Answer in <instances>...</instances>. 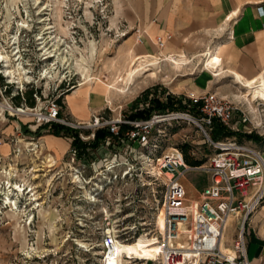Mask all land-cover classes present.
<instances>
[{
  "label": "rangeland",
  "instance_id": "obj_1",
  "mask_svg": "<svg viewBox=\"0 0 264 264\" xmlns=\"http://www.w3.org/2000/svg\"><path fill=\"white\" fill-rule=\"evenodd\" d=\"M132 1L0 0V53L8 55L12 69L22 68L18 81L5 74L4 62H0V146L9 148L0 153V264H106L107 258L117 264L116 250L122 246L129 249L121 253V264H143L147 258L135 255L134 248L154 243L151 230L160 212L163 178L154 176L155 157L183 148L191 157L205 161L214 152L200 128L184 118L159 123L148 148L133 143V151L126 153L115 137L110 138L113 146L101 145L86 160L72 164H67V154L57 161L42 150L39 136L48 133V127L39 135L34 132L45 124L44 113L60 99L63 108L58 117L70 120L64 96L77 88L99 87L105 94L101 109L85 122L90 125L96 120L128 119L134 109L148 107L150 99L165 102L168 96L175 108L167 113L198 114L188 98L194 93L188 88L197 67L187 60L188 64L177 68L168 58L179 57L159 54L157 46L153 54L157 68L147 66L148 71L124 82L134 57L139 56L147 26L132 14ZM51 52L54 57L45 59ZM105 86L115 89L106 93ZM30 90L33 107L11 99L25 98ZM62 126L77 131L87 143L97 130ZM226 129L231 135L218 141H239L240 136L250 135ZM251 134L255 139L243 141L264 151V135ZM114 153L117 166L105 170ZM127 162L131 166L127 178L110 184L107 176L121 174ZM208 180L204 173H187L188 195L196 196ZM17 186L20 191L14 190ZM231 227L232 223L228 233ZM107 228L129 243L117 242L102 260L100 241Z\"/></svg>",
  "mask_w": 264,
  "mask_h": 264
},
{
  "label": "built area",
  "instance_id": "obj_2",
  "mask_svg": "<svg viewBox=\"0 0 264 264\" xmlns=\"http://www.w3.org/2000/svg\"><path fill=\"white\" fill-rule=\"evenodd\" d=\"M157 44L162 47L163 41L158 39ZM234 82L237 92L230 97L214 91L190 93L188 98L191 106L197 108V115L184 112L154 113L148 120L131 121L118 117L96 120L90 125L58 117L61 106L56 99L44 113L45 123L53 122L73 129L87 126L94 130L106 128L125 153L133 151V143L148 148L152 131L163 121L184 118L195 123L202 131L214 150L202 164L188 166L179 149L155 157L154 176L163 178L158 202L163 226L157 227L155 220L150 238L158 245L159 252L152 261L143 259V264H249L245 225L264 202V151L244 141L214 142L208 133L213 120H216L228 129L264 135V71L250 79L248 86L235 79ZM241 89L245 91L242 93ZM123 124L130 128L119 135V127ZM102 145L113 146L110 138H106ZM67 155V164L79 161L75 149L69 148ZM116 156V153L111 156L105 170L111 171L117 166ZM128 163L123 165L127 166ZM90 167L94 168V162L90 163ZM129 167L123 169L121 174L108 175L107 181L111 184L126 179L130 173ZM74 171L81 175L78 169ZM192 171L209 177L208 183L194 197L188 195L184 183L186 174ZM231 223L234 237L230 247L225 248V235ZM118 241L129 243L113 229H105L100 241L102 260L114 251Z\"/></svg>",
  "mask_w": 264,
  "mask_h": 264
},
{
  "label": "crops",
  "instance_id": "obj_3",
  "mask_svg": "<svg viewBox=\"0 0 264 264\" xmlns=\"http://www.w3.org/2000/svg\"><path fill=\"white\" fill-rule=\"evenodd\" d=\"M132 3V14L147 25L138 55L153 56L157 46L161 50L159 54L186 57L191 66L197 67V73L190 78V91H214L230 97L234 94L232 88L237 91L232 73L250 80L264 71V0H135ZM158 39L163 41L162 47L158 46ZM210 54H218L221 59V73L216 79L210 74L214 69L203 67L202 60ZM104 98L103 89L92 86L65 94L68 118L88 122L101 109ZM39 137L42 150L53 160H64L71 148L70 138L48 133ZM8 150L5 145L0 146V153ZM233 237L231 227L229 233L226 231L225 248L230 247ZM245 241L249 264H264V202L245 225Z\"/></svg>",
  "mask_w": 264,
  "mask_h": 264
},
{
  "label": "trees",
  "instance_id": "obj_4",
  "mask_svg": "<svg viewBox=\"0 0 264 264\" xmlns=\"http://www.w3.org/2000/svg\"><path fill=\"white\" fill-rule=\"evenodd\" d=\"M33 91L30 90L25 93V98L21 95H16L12 97L11 99L15 101L16 104H28L29 106H34V98L32 97ZM34 94H37V91L34 92ZM23 100L24 102H20V100ZM171 97H167V100L165 102H162L159 98H152L149 100L148 107L142 108V109H134L133 112H131L128 115L127 120H148L153 113L158 114H165L168 111L173 110L175 107H173V103L170 101ZM56 102L63 108L62 101L60 99H56ZM198 112H194V114H197ZM45 127H48V134L54 135V136H62L67 137L71 139L70 147L72 149H75L77 151V159L78 160H86L89 158V155L92 152H95L105 141L106 138H113L114 136L106 129L101 128L95 130L93 132V140L91 142H83L79 138L78 132L73 131L67 127H63L60 124L49 122L41 125L37 128V130L34 132L35 134L40 133V130L44 129ZM130 128L129 125L123 124L119 127V135H123L128 129ZM209 137L213 140H221L223 137H227L231 135V132L228 131L223 125H221L216 120H213L212 127L210 132L208 133ZM239 141L243 140H249V139H255V136L253 134L250 135H244L240 136ZM262 139L255 142H261ZM181 152L183 154L185 163L188 166H197L204 162L203 159H196L194 157H191L188 155V151L186 149H181Z\"/></svg>",
  "mask_w": 264,
  "mask_h": 264
},
{
  "label": "bare ground",
  "instance_id": "obj_5",
  "mask_svg": "<svg viewBox=\"0 0 264 264\" xmlns=\"http://www.w3.org/2000/svg\"><path fill=\"white\" fill-rule=\"evenodd\" d=\"M27 4V3H26ZM46 19V18H45ZM42 39V37L40 38ZM44 51V50H43ZM48 51V50H47ZM1 52V51H0ZM45 52V51H44ZM47 53H50V52H47ZM206 53V52H205ZM207 54V53H206ZM51 57H54V53L52 54H49L48 56L45 57V59H48V58H51ZM178 57V56H177ZM11 59V58H10ZM142 59V60H140ZM168 60L173 64L175 65L177 68H181L182 65L186 64L187 63V58L184 57V56H181L177 59L175 58H168ZM45 61V60H44ZM0 62H4V72L5 74L8 76V77H12V78H15L17 79L18 81H20L21 79V71L22 68H16V69H12L9 65L10 63V60H9V57L8 55H2L0 53ZM149 62V64H148ZM202 62H204V69H214L213 70V73L214 75H217L220 71H219V67H220V62H221V59L219 57L218 54H210L204 61L202 60ZM158 61H157V58H155L154 56L152 55H145V56H135L134 59H133V64H132V67L130 68V72H129V75L126 79V81H124L125 83L126 82H132L133 78H135V75L136 74H139L141 72H145V71H148L149 69H147L146 67L148 66H152L154 67L155 69L157 68L158 66ZM202 65V64H201ZM17 66V65H16ZM185 66V65H184ZM15 68V67H14ZM151 71V70H150ZM152 72V71H151ZM153 73V72H152ZM221 73V72H220ZM218 76V75H217ZM125 78V77H124ZM232 78L235 79L236 81H240L242 82L243 84L245 85H250V80H247V79H243L240 75L236 74V73H232ZM121 80V79H120ZM87 82V81H86ZM86 82H83V83H80L78 86H82V85H85ZM116 87V86H115ZM122 87V86H121ZM125 88V87H124ZM113 90L115 88H113V86H105L104 87V90L106 91V93L108 92V90ZM122 89V88H120ZM114 93V92H113ZM249 93H251V91H249ZM14 190H18L20 191L21 188L20 186H17V187H14ZM15 205V203H14ZM158 216L156 217V225L157 227L161 228L163 226V218H162V211L160 209V212L158 210ZM140 239V238H138ZM119 242V241H118ZM122 243V242H120ZM129 249V247L127 246H122L120 249L117 248L116 251H118V254H117V264H121V259H120V256H121V253L124 252V251H127ZM134 254L135 255H143L144 258H147L149 259L150 261H152V259L157 255V253L159 252L158 250V245L155 244V243H150L149 245H147L145 248H142V249H138V248H134ZM106 264H110V260L107 258V261H106Z\"/></svg>",
  "mask_w": 264,
  "mask_h": 264
}]
</instances>
